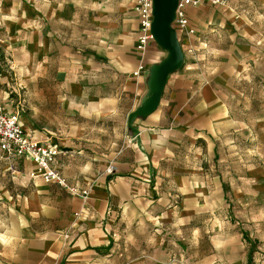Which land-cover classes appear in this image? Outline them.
<instances>
[{
	"label": "crops",
	"instance_id": "0c3cea01",
	"mask_svg": "<svg viewBox=\"0 0 264 264\" xmlns=\"http://www.w3.org/2000/svg\"><path fill=\"white\" fill-rule=\"evenodd\" d=\"M135 1L111 10L96 48L89 33L87 59L103 77L75 92L87 117L118 126L109 151L94 153L86 139L61 138L36 124L38 107L31 109L36 128L22 126L36 142L58 148L53 170L88 199L31 178L28 159L0 156V264H206L217 143L236 123L231 102L245 97L241 86L258 62L264 65V0L187 6L184 29L173 11L179 0L156 7L153 0L152 39L137 76ZM18 4L10 5L22 13L24 48L40 50L41 21L54 20L36 5Z\"/></svg>",
	"mask_w": 264,
	"mask_h": 264
},
{
	"label": "rangeland",
	"instance_id": "374dc122",
	"mask_svg": "<svg viewBox=\"0 0 264 264\" xmlns=\"http://www.w3.org/2000/svg\"><path fill=\"white\" fill-rule=\"evenodd\" d=\"M121 1L0 0V102L19 113L23 127L51 126L55 132H50L61 138L86 139L94 153L109 151L108 144L120 135L118 126L87 117L86 102L76 99L75 92L103 77L93 74L95 58L87 59L89 33L93 32L96 48L102 26ZM13 2L36 5L54 20L51 26L41 21L40 50L24 48L28 35ZM90 17L95 22L92 28L86 21ZM38 71L45 78L39 80ZM250 77V83L241 86L245 97L231 102L236 123L217 143L220 178L207 212L206 264H264V65L258 62ZM32 107H38L39 122Z\"/></svg>",
	"mask_w": 264,
	"mask_h": 264
},
{
	"label": "built area",
	"instance_id": "2783aa9c",
	"mask_svg": "<svg viewBox=\"0 0 264 264\" xmlns=\"http://www.w3.org/2000/svg\"><path fill=\"white\" fill-rule=\"evenodd\" d=\"M201 2L211 3L213 5L222 4L220 0H179L176 9V22L180 28H186L187 21L184 15V9L187 6H196ZM152 7L153 0H136L134 12L138 17L139 31L137 36L136 52L139 55L140 63L137 76L144 70L143 59L149 41L152 39ZM193 31H189V34ZM131 140H128L130 143ZM59 154L56 146L36 142L27 134L20 122V116L17 111H8L3 105H0V156L7 160L16 158H25L34 164V171L30 173L31 178L40 177L45 183H55L61 188L68 190L70 193L80 196L83 201L88 199L89 193L77 190L68 185L66 180L61 177L52 168V164ZM106 171L112 173L113 167L109 166ZM78 214H75V217Z\"/></svg>",
	"mask_w": 264,
	"mask_h": 264
},
{
	"label": "water",
	"instance_id": "95a60500",
	"mask_svg": "<svg viewBox=\"0 0 264 264\" xmlns=\"http://www.w3.org/2000/svg\"><path fill=\"white\" fill-rule=\"evenodd\" d=\"M158 2V0H154V5H155V7H156V3ZM176 5L177 4H175V6H174V10L173 11H175V9H176ZM176 49V48H175ZM171 64H169L167 67H165V68H163V69H161L160 70V72H159V77H161V78H165L166 77V75H167V73L171 70Z\"/></svg>",
	"mask_w": 264,
	"mask_h": 264
},
{
	"label": "trees",
	"instance_id": "16d2710c",
	"mask_svg": "<svg viewBox=\"0 0 264 264\" xmlns=\"http://www.w3.org/2000/svg\"><path fill=\"white\" fill-rule=\"evenodd\" d=\"M251 254H252V253H251V250H250V251H249V256H251Z\"/></svg>",
	"mask_w": 264,
	"mask_h": 264
}]
</instances>
